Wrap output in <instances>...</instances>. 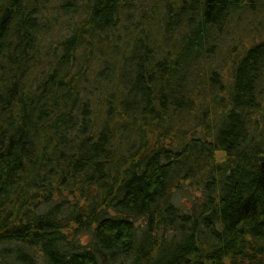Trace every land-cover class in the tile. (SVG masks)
<instances>
[{"label":"trees","instance_id":"16d2710c","mask_svg":"<svg viewBox=\"0 0 264 264\" xmlns=\"http://www.w3.org/2000/svg\"><path fill=\"white\" fill-rule=\"evenodd\" d=\"M48 1L0 0V264H264V38L212 65L264 0H61L44 50Z\"/></svg>","mask_w":264,"mask_h":264},{"label":"rangeland","instance_id":"374dc122","mask_svg":"<svg viewBox=\"0 0 264 264\" xmlns=\"http://www.w3.org/2000/svg\"><path fill=\"white\" fill-rule=\"evenodd\" d=\"M154 1L155 0H135L136 4L140 6L148 5L152 2L154 3ZM161 1L158 0V7H153L156 10L153 20L157 21L158 23L164 10V6L162 5ZM60 2L61 0H49L45 9L41 12V16L44 17L43 22L45 24L44 26L46 27V34L41 35V41L39 45L40 47L45 48L44 50L48 48L52 50V48L57 45V42L59 40L69 35L70 27L68 25L71 21H73V19L69 22L66 16H57V14L55 13L57 9L55 8L58 4H60ZM77 2L79 1L77 0ZM256 8L257 9L252 8L251 10L256 12H253L254 14L248 12H241L240 14H238L234 21L223 30V32L220 34L222 35L221 38L213 46L216 55V58L214 59L217 64L215 65V63H213L212 65L218 68H220L221 66L222 69L220 68V70L222 75H227L228 70L231 67V62L235 54L237 53V50L239 51L241 48L247 47L252 43L264 38V7ZM144 9H148V7H145ZM136 19L137 18L134 19L133 24ZM137 22L138 21H136V23L133 25L134 28L137 24H140V21L139 23ZM109 47L110 48L105 47V49H102L101 51L99 50V48H93L90 64L85 69V79L92 80L94 70L97 69V67L100 66L101 63L100 60L103 56L101 52L105 53L106 50H109V55L110 52H112V50H110L112 46L109 45ZM78 59L80 60V55H78ZM224 77L226 78L227 76ZM203 78L205 79L204 75ZM99 101L100 100H96L94 104L98 105ZM96 105L95 107H97ZM190 126L193 129V132L198 133L202 130L199 126L194 125L193 127L192 123Z\"/></svg>","mask_w":264,"mask_h":264}]
</instances>
